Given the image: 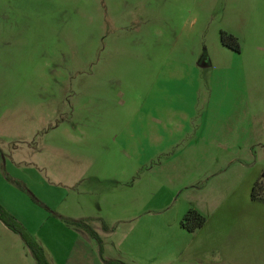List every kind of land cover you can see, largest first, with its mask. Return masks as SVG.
Segmentation results:
<instances>
[{
    "label": "rangeland",
    "instance_id": "1",
    "mask_svg": "<svg viewBox=\"0 0 264 264\" xmlns=\"http://www.w3.org/2000/svg\"><path fill=\"white\" fill-rule=\"evenodd\" d=\"M241 162L264 170V0H0V206L58 264L60 216L172 227ZM0 264H35L1 221Z\"/></svg>",
    "mask_w": 264,
    "mask_h": 264
},
{
    "label": "crops",
    "instance_id": "2",
    "mask_svg": "<svg viewBox=\"0 0 264 264\" xmlns=\"http://www.w3.org/2000/svg\"><path fill=\"white\" fill-rule=\"evenodd\" d=\"M238 166L236 184L223 180L220 171L211 172L209 178L221 183L188 201L184 213L193 209L206 218L198 231L183 230L180 213L172 227L154 217L121 220L112 226H91L101 239L99 246L85 232L68 226L73 242L62 264H264V201L251 199L261 171L250 180L247 173L251 168L242 162ZM192 189L195 191V186ZM60 217L90 223L95 219L85 214ZM117 236L121 239L115 244L111 240ZM45 255L50 264H58L53 254Z\"/></svg>",
    "mask_w": 264,
    "mask_h": 264
},
{
    "label": "trees",
    "instance_id": "3",
    "mask_svg": "<svg viewBox=\"0 0 264 264\" xmlns=\"http://www.w3.org/2000/svg\"><path fill=\"white\" fill-rule=\"evenodd\" d=\"M221 42L229 49L239 52V45L235 38L222 33ZM251 199L253 201H264V170L259 180L254 184ZM69 227L85 232L91 239L101 246L99 235L93 230L89 220H72L61 218ZM0 221L14 234L20 236L27 248L30 250L36 264H50L44 250L33 240L17 223V221L0 206ZM206 223V218L196 210H189L181 221V228L188 233H194L201 229ZM106 264H123L120 262H107Z\"/></svg>",
    "mask_w": 264,
    "mask_h": 264
}]
</instances>
